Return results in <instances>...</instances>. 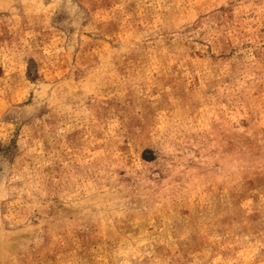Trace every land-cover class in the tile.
Segmentation results:
<instances>
[{
	"label": "rangeland",
	"instance_id": "rangeland-1",
	"mask_svg": "<svg viewBox=\"0 0 264 264\" xmlns=\"http://www.w3.org/2000/svg\"><path fill=\"white\" fill-rule=\"evenodd\" d=\"M0 264H264V0H0Z\"/></svg>",
	"mask_w": 264,
	"mask_h": 264
}]
</instances>
